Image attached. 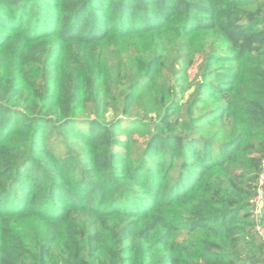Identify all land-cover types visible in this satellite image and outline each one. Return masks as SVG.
<instances>
[{"label": "trees", "instance_id": "16d2710c", "mask_svg": "<svg viewBox=\"0 0 264 264\" xmlns=\"http://www.w3.org/2000/svg\"><path fill=\"white\" fill-rule=\"evenodd\" d=\"M0 264H264V0H0Z\"/></svg>", "mask_w": 264, "mask_h": 264}, {"label": "rangeland", "instance_id": "374dc122", "mask_svg": "<svg viewBox=\"0 0 264 264\" xmlns=\"http://www.w3.org/2000/svg\"><path fill=\"white\" fill-rule=\"evenodd\" d=\"M258 200H259V197H258Z\"/></svg>", "mask_w": 264, "mask_h": 264}]
</instances>
